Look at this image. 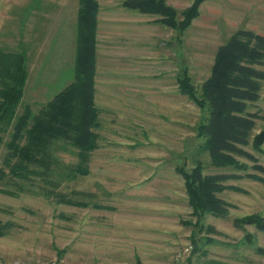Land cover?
Masks as SVG:
<instances>
[{
  "label": "rangeland",
  "instance_id": "374dc122",
  "mask_svg": "<svg viewBox=\"0 0 264 264\" xmlns=\"http://www.w3.org/2000/svg\"><path fill=\"white\" fill-rule=\"evenodd\" d=\"M99 0L95 104L98 148L86 172L79 149L59 144L60 190L87 205L59 203L49 185L15 178L6 165L11 132L0 143V264H171L193 245L190 264H264V79L250 144L219 165L203 147L206 115L179 88L182 66L199 90L219 46L238 30L264 36V0H206L182 34L159 16ZM194 0H167L180 13ZM79 0H17L3 20L0 49L25 51L28 78L18 113H37L74 79ZM264 72V64L255 65ZM58 145V146H59ZM200 166L219 177L225 217L196 213L184 175ZM262 166V167H261ZM70 168L65 172V169ZM4 190L11 191L5 192ZM243 220V222H242Z\"/></svg>",
  "mask_w": 264,
  "mask_h": 264
},
{
  "label": "trees",
  "instance_id": "16d2710c",
  "mask_svg": "<svg viewBox=\"0 0 264 264\" xmlns=\"http://www.w3.org/2000/svg\"><path fill=\"white\" fill-rule=\"evenodd\" d=\"M205 1L194 0L181 16L167 0H126L123 5L142 14L159 16L161 24L177 30L180 35L199 17ZM99 11V0H79L74 79L37 113L29 106L18 113L28 78L27 53L0 49V143L11 132L6 165L15 178L49 185L52 190L48 193L59 203L87 205L60 190L64 167L56 152L60 143L76 147L83 163L77 171L86 172L85 164L98 148L95 77ZM258 64H264V36L240 29L219 46L211 73L199 90L192 83L189 69L181 68L180 91L206 113L198 126L199 135L204 136L203 147L219 165L245 169L235 161L234 155L242 154V147L250 144L256 126L258 114L252 113L250 106L261 98L264 72L255 67ZM263 142L264 131L254 135L253 144L257 150ZM67 170L70 168L65 172ZM179 172L184 175L190 203L196 213L227 216L228 204L216 194L224 189L218 176L204 175L200 166L191 171L182 167ZM247 220L264 231V218L253 215ZM13 226L12 222L0 220V236Z\"/></svg>",
  "mask_w": 264,
  "mask_h": 264
},
{
  "label": "built area",
  "instance_id": "2783aa9c",
  "mask_svg": "<svg viewBox=\"0 0 264 264\" xmlns=\"http://www.w3.org/2000/svg\"><path fill=\"white\" fill-rule=\"evenodd\" d=\"M193 252V245L188 244L178 251L171 264H190L189 258ZM51 264H66L63 260L54 261Z\"/></svg>",
  "mask_w": 264,
  "mask_h": 264
},
{
  "label": "crops",
  "instance_id": "0c3cea01",
  "mask_svg": "<svg viewBox=\"0 0 264 264\" xmlns=\"http://www.w3.org/2000/svg\"><path fill=\"white\" fill-rule=\"evenodd\" d=\"M17 0H0V31L3 24V20L9 14L12 6L16 3ZM167 264L169 261H166ZM163 264V263H160Z\"/></svg>",
  "mask_w": 264,
  "mask_h": 264
}]
</instances>
